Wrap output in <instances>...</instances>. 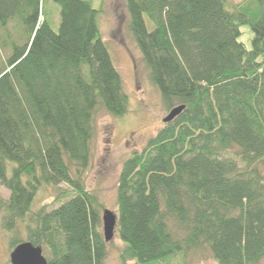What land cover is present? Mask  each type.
<instances>
[{
	"label": "trees",
	"instance_id": "1",
	"mask_svg": "<svg viewBox=\"0 0 264 264\" xmlns=\"http://www.w3.org/2000/svg\"><path fill=\"white\" fill-rule=\"evenodd\" d=\"M54 1L57 30L41 16V0H0V46L10 49L0 61V187L9 192L0 194L1 226L10 251L29 241L47 264H104V205L86 171L98 111L122 116L129 97L102 37L101 9ZM125 7L162 104L184 108L122 163L120 263L189 264L207 250L217 264H264V0ZM244 24L250 48L239 40ZM49 185L57 195L36 207Z\"/></svg>",
	"mask_w": 264,
	"mask_h": 264
},
{
	"label": "rangeland",
	"instance_id": "2",
	"mask_svg": "<svg viewBox=\"0 0 264 264\" xmlns=\"http://www.w3.org/2000/svg\"><path fill=\"white\" fill-rule=\"evenodd\" d=\"M95 8H100L98 22L103 40L106 42L114 65L121 74L124 88L129 97L127 112L119 117L100 109L95 118V132L92 139V158L86 171V185L101 200L104 208L116 212L117 178L125 158L133 149L142 148L149 137L163 124L168 113L161 100L158 87L152 84L146 74L141 51L127 29L128 14L125 0H89ZM42 17L57 30L59 26V5L54 0H41ZM41 18V17H40ZM10 34L15 37L17 24L11 22ZM239 40L247 48L251 47L252 32L247 24L241 25ZM23 37L19 43H23ZM18 39V38H17ZM19 40V39H18ZM8 47L0 46V61L7 55ZM9 52V51H8ZM59 188L67 187L59 183ZM58 186H46L39 190L34 205L50 201L58 192ZM8 190L1 186L3 199ZM122 240L114 235L107 242L104 264H121L119 250ZM8 236L1 226L0 215V264H11ZM189 264H217L207 250L202 251Z\"/></svg>",
	"mask_w": 264,
	"mask_h": 264
},
{
	"label": "water",
	"instance_id": "3",
	"mask_svg": "<svg viewBox=\"0 0 264 264\" xmlns=\"http://www.w3.org/2000/svg\"><path fill=\"white\" fill-rule=\"evenodd\" d=\"M184 105H177L171 108L168 113L163 117V122L172 120L177 114H179ZM117 216L115 212L108 208H104L101 214L102 221V234L104 240L108 242L112 239L115 232ZM9 260L11 264H47V260L42 253V249L39 246H35L29 241H23L13 247L9 254Z\"/></svg>",
	"mask_w": 264,
	"mask_h": 264
}]
</instances>
